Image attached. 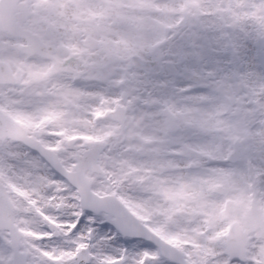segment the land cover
I'll use <instances>...</instances> for the list:
<instances>
[{"label":"snow or ice","instance_id":"snow-or-ice-1","mask_svg":"<svg viewBox=\"0 0 264 264\" xmlns=\"http://www.w3.org/2000/svg\"><path fill=\"white\" fill-rule=\"evenodd\" d=\"M0 264H264V0H0Z\"/></svg>","mask_w":264,"mask_h":264}]
</instances>
